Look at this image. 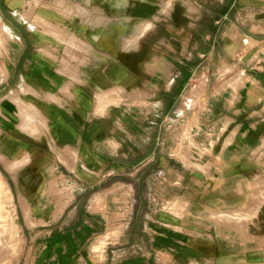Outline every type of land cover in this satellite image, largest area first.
Segmentation results:
<instances>
[{
	"label": "crops",
	"instance_id": "crops-1",
	"mask_svg": "<svg viewBox=\"0 0 264 264\" xmlns=\"http://www.w3.org/2000/svg\"><path fill=\"white\" fill-rule=\"evenodd\" d=\"M172 1L0 0V28L7 34L0 58V157L15 171L0 164L22 202L33 209L60 205L55 217L40 214L56 226L25 227L31 230L22 233L25 264H264V0L229 6L236 7L230 25L236 49H226L225 35L222 50L237 61H227L221 73L227 82L208 85L209 74L201 73L202 81L185 91L192 98L206 81L200 127L191 133L211 142L207 162L178 165L160 150L146 156L136 138L135 149L118 151L127 142L119 135L129 140L130 125L144 124L110 109L113 94L128 91L129 76L139 77L121 46L130 35L135 39L124 48L136 49L140 35L171 16ZM211 51L199 56L208 59ZM152 54L155 61L159 52ZM52 171L71 187L69 197L39 194L55 184ZM145 172L146 210L128 209L122 224L111 227L109 177L126 176L121 183L131 190V178ZM23 212L30 217L27 206Z\"/></svg>",
	"mask_w": 264,
	"mask_h": 264
},
{
	"label": "rangeland",
	"instance_id": "rangeland-1",
	"mask_svg": "<svg viewBox=\"0 0 264 264\" xmlns=\"http://www.w3.org/2000/svg\"><path fill=\"white\" fill-rule=\"evenodd\" d=\"M232 1L224 0L219 3L217 0L209 2L207 0H173L170 6L171 16H161L157 20L158 22L154 23L152 29L140 35L136 39V49L124 48L125 46L128 48L135 39L134 36H128V42L121 47L126 55H130V68L138 72L139 77L137 79V77L129 76L128 91L123 94V97L119 95V92L113 94L109 104L112 106L110 108L112 115H124L130 119H140L144 121V124H141L140 128H133L130 125L129 140L125 135H119L120 138L127 141L126 146L120 147L119 153H123L127 145L129 148H133L131 146L134 144L135 149L138 146L134 142V138H136L139 146H144L146 156L153 151L160 150L163 154L171 157L170 161L178 165L187 162L193 164H200L201 161L207 162L206 160L210 156L207 154H210L211 142L204 141L201 132L195 134L193 131L191 133L192 127H200L197 118L204 107L203 88L206 81L203 82L202 89L195 93L192 98L188 96V93L186 95L185 91L190 85L194 84L190 87L193 88L202 81L204 75L200 77L201 73L209 74L208 85L218 83L222 85L224 81L227 82L229 76H224L221 73H227L229 68L227 61H237V55L233 60L231 58L233 56L223 55L222 50L225 35L226 49L230 52L236 49L232 40L233 28L230 26L235 21L236 12V7L229 8ZM228 9L230 10L228 11ZM225 12L227 15L222 19L220 16ZM0 42L1 58V55H5L3 46L6 47L7 43V34L1 28ZM208 48L210 51L212 50L208 59L205 55L200 57L199 55ZM154 51L159 52V54L155 56L156 60L152 61ZM248 51L249 48L246 49L245 53ZM217 53L220 57L226 56L228 60L218 58ZM153 62L157 67L148 70L145 67L146 63ZM158 81H160V85L158 84V87L154 88L153 82L156 86ZM169 83L171 88L165 90ZM30 109L34 115H37V110L34 107ZM37 116L36 120L42 119L45 123V118L42 115ZM44 123L43 127L45 126ZM224 124L226 123L224 122ZM231 139H228L227 142ZM262 144L264 145V138ZM192 158L194 160H191ZM0 159L7 171L10 173L15 171L14 164L1 157ZM135 159L139 160L138 157ZM138 160L136 161L139 162ZM212 161L213 157L211 158ZM132 163L135 161H131ZM58 174L59 172L54 171L50 173L49 178L55 184L49 191L44 186L39 192L40 195H44L45 198L48 196L49 199L71 195V187L65 186L64 177L58 178ZM146 174V172L138 173L131 178L133 180L131 183L133 189L131 188V190L123 188L125 184L121 183L128 181L126 176L115 174L109 177L108 182L114 183L111 194L112 203L107 205L108 211L111 213V227H119L122 224L124 220L120 217L125 215L128 209L133 211L135 215L146 210L145 191L147 184L143 179ZM138 177L141 178L137 179ZM0 178L4 179L10 191V197L6 196L5 184L0 179V264L15 262L25 264L23 258L20 259L21 255L24 256L22 251L25 244L22 233L31 231L25 230V227L40 229L56 226L52 224L51 220L46 219L44 220L45 224L40 225L44 223L40 219V214L48 211L50 215L55 217L60 210V205L42 203V209H33L18 198L8 179V172L2 168L1 164ZM133 190L135 197L133 196L132 199L135 202L132 201L131 204L127 196H132ZM25 206L30 210L29 218H26L23 212Z\"/></svg>",
	"mask_w": 264,
	"mask_h": 264
},
{
	"label": "bare ground",
	"instance_id": "bare-ground-1",
	"mask_svg": "<svg viewBox=\"0 0 264 264\" xmlns=\"http://www.w3.org/2000/svg\"><path fill=\"white\" fill-rule=\"evenodd\" d=\"M3 36V35H2ZM3 38V37H2ZM1 43V42H0ZM232 47V46H231ZM230 47V48H231ZM1 48V47H0ZM233 50V49H232ZM240 78H242V77H240ZM1 180H3V183L5 184H2V185H4L5 186V194H6V196H8V197H10V191H9V188H8V186L6 185V183H5V181H4V179L3 178H0Z\"/></svg>",
	"mask_w": 264,
	"mask_h": 264
}]
</instances>
